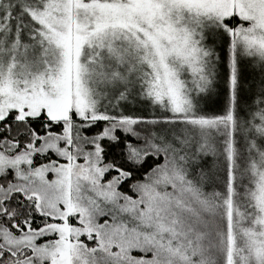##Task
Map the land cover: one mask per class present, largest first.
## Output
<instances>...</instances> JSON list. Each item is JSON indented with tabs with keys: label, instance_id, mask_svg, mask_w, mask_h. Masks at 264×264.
Returning <instances> with one entry per match:
<instances>
[{
	"label": "snow or ice",
	"instance_id": "obj_1",
	"mask_svg": "<svg viewBox=\"0 0 264 264\" xmlns=\"http://www.w3.org/2000/svg\"><path fill=\"white\" fill-rule=\"evenodd\" d=\"M0 264H264V0H0Z\"/></svg>",
	"mask_w": 264,
	"mask_h": 264
}]
</instances>
